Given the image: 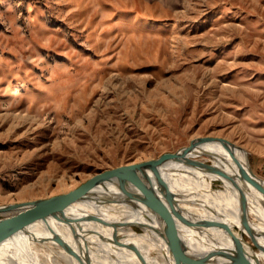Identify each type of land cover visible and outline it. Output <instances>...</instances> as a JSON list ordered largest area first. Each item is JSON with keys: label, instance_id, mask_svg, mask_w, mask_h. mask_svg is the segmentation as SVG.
<instances>
[{"label": "rangeland", "instance_id": "1", "mask_svg": "<svg viewBox=\"0 0 264 264\" xmlns=\"http://www.w3.org/2000/svg\"><path fill=\"white\" fill-rule=\"evenodd\" d=\"M205 136L264 181V0H0V206Z\"/></svg>", "mask_w": 264, "mask_h": 264}, {"label": "bare ground", "instance_id": "2", "mask_svg": "<svg viewBox=\"0 0 264 264\" xmlns=\"http://www.w3.org/2000/svg\"><path fill=\"white\" fill-rule=\"evenodd\" d=\"M200 149L211 154L216 168L233 177L232 181L216 179L240 188L236 167L218 143L204 144ZM140 162L138 158L130 164ZM168 165L160 177L176 195L174 208L184 219L136 182L96 187L66 210V215L77 219L75 226L82 231L80 239L91 264H264V252L254 251L236 228L242 212L261 234L257 237L264 245V209L244 193L234 198L239 212H229L225 202L214 199L209 188L200 184L201 176L210 173L196 169L184 172L175 163ZM158 214L164 216V222ZM223 222L231 226L215 225ZM73 252L79 254L69 226L49 217L45 223L32 224L25 232L4 240L0 264H80Z\"/></svg>", "mask_w": 264, "mask_h": 264}, {"label": "water", "instance_id": "3", "mask_svg": "<svg viewBox=\"0 0 264 264\" xmlns=\"http://www.w3.org/2000/svg\"><path fill=\"white\" fill-rule=\"evenodd\" d=\"M212 143H218L226 151L228 157L235 165L236 177L239 181L238 186L242 192L247 194L264 209V181L252 172L247 152L223 138L210 136L195 137L189 141L187 146L173 153H164L156 159L142 161L138 164L129 163L94 174L77 188L67 193L52 196L47 199L0 206V215H3L0 218V244L20 232H25L32 224L45 223L47 218L54 217L63 221L71 229L73 237L77 241L79 254L76 252H73V254L78 262L80 264H91L85 242L80 239L82 231L75 226L77 219L66 215V210L80 199L89 195L96 187H102L107 183L125 184L128 182H136L168 203L172 210L180 218L184 219L180 211L174 208V203L177 202L176 195H172L166 183L160 177V173L168 170L167 166H169V163H175L179 165L177 168L184 172H188L189 169H196L202 173L216 174L223 179L232 181L233 177L228 176L224 171L216 168L212 164L210 161L211 154L207 151L203 152L200 149L202 145ZM239 151L242 152V156H238ZM200 158L203 160L207 158L208 160L206 161L209 163L205 164L204 161L199 160ZM154 182L156 188L153 184ZM234 183H236V180ZM156 189L157 191H155ZM157 216L162 221L165 219L160 214ZM238 223L239 226L235 225L236 228L250 235L258 249L264 252V245H260L256 241V237L261 234L250 226L246 215L242 212H240L238 217ZM215 225L222 227L231 226L225 222L216 223Z\"/></svg>", "mask_w": 264, "mask_h": 264}]
</instances>
